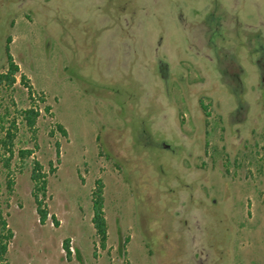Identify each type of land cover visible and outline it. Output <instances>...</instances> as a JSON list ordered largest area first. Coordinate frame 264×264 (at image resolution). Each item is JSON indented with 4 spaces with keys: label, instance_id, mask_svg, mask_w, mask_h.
Segmentation results:
<instances>
[{
    "label": "rangeland",
    "instance_id": "1",
    "mask_svg": "<svg viewBox=\"0 0 264 264\" xmlns=\"http://www.w3.org/2000/svg\"><path fill=\"white\" fill-rule=\"evenodd\" d=\"M7 52L9 264H264V0H0Z\"/></svg>",
    "mask_w": 264,
    "mask_h": 264
},
{
    "label": "trees",
    "instance_id": "2",
    "mask_svg": "<svg viewBox=\"0 0 264 264\" xmlns=\"http://www.w3.org/2000/svg\"><path fill=\"white\" fill-rule=\"evenodd\" d=\"M9 41V38L8 40ZM8 51V49L6 48ZM7 72L5 74H0V84L2 82H6L8 84H11L13 82V76L18 72V68L16 65L13 64V61L11 59V56L7 52ZM204 109V107H202ZM47 111V109H46ZM19 118L20 120L25 123L27 126L28 130L30 131V134L32 135V138H35L36 130H35V121L38 117V110L37 108H29L23 111L19 112ZM12 128H15L14 122L11 125ZM56 128L64 134L61 126L57 125ZM4 128L2 127L1 130ZM3 132H0L2 134ZM14 134H11L10 130H7L3 135L0 137V149L3 150L4 153H7L8 156L5 157V155L0 154V167H2L5 171H9L10 169V160L13 156V151H12V140H13ZM30 155L29 150H22L19 152L20 158H26ZM30 180L32 182L33 188L36 191V193L40 194L42 197L45 194V187H46V178L45 174L41 172V167L37 162L34 163L33 168L31 170V176ZM13 184V180L8 179L7 180V185L8 187H11ZM100 192V191H99ZM98 192V195L96 194L95 199L93 200L92 203V224L95 228V230L101 234L102 236L105 233V220L103 217V211H102V200L100 197V193ZM35 199L37 201V195L35 194ZM37 214L40 218V221H44L47 212L46 210L42 207V203L40 201H37ZM13 238V233L11 229L8 227L1 203H0V264H9L7 260V250L8 246L11 243Z\"/></svg>",
    "mask_w": 264,
    "mask_h": 264
}]
</instances>
